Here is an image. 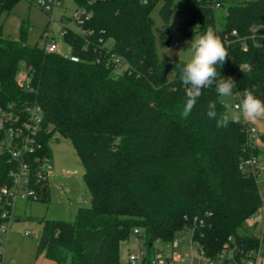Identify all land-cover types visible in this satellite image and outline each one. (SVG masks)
<instances>
[{"label": "trees", "instance_id": "1", "mask_svg": "<svg viewBox=\"0 0 264 264\" xmlns=\"http://www.w3.org/2000/svg\"><path fill=\"white\" fill-rule=\"evenodd\" d=\"M17 1L0 0V16ZM73 1L91 16L79 24L82 32L64 27L70 55L28 44L25 25L19 39L0 36V106L38 103L44 113L39 155L52 157L56 134L69 140L92 198L73 221L40 220L37 256L57 264H123L120 245L134 229L148 256L156 241L169 243L191 229L210 258L230 235L246 248H264V238L239 231L264 206L257 178L242 168L260 154L249 124L239 115L221 128L207 117L210 102L218 114L229 113L214 87L184 116L176 65L185 61L158 54L152 10L161 2L168 24L174 0ZM217 1L227 5L221 20ZM177 14L184 36L208 25L216 30L229 52L218 71L236 81L234 95L255 87L264 99V0H180ZM22 63L28 88L17 83ZM14 169L2 155L0 188L12 184ZM34 187L37 199H48L47 179Z\"/></svg>", "mask_w": 264, "mask_h": 264}, {"label": "rangeland", "instance_id": "2", "mask_svg": "<svg viewBox=\"0 0 264 264\" xmlns=\"http://www.w3.org/2000/svg\"><path fill=\"white\" fill-rule=\"evenodd\" d=\"M228 1V0H226ZM180 0L172 3V16L168 24H164L160 17L161 2H158L153 10L152 16L155 20L154 33L156 36L157 51L160 56L169 59L179 58L184 61L190 59L186 41L191 36H184L177 30L179 17L177 14ZM227 6V5H226ZM226 6L215 9L216 17L220 20L225 14ZM79 7L73 0H64L62 6L53 7L48 12L41 9L35 2L29 0H18L9 13L0 16V36L19 39L21 25L26 27V41L28 44L43 46L45 31H48L57 43L61 45V52L70 55V47L61 34L63 27H68L79 32L82 28L74 19V14ZM171 38L170 44L166 41ZM175 43H177L175 45ZM123 67H117L115 72L122 71ZM228 105V111L233 112L232 104L234 97H221ZM56 137V138H55ZM51 144L52 173L49 176L48 199L24 200L18 199L13 207V220L10 224V233L5 245L2 260L4 264H42L48 261L44 254L37 256L38 243L41 236V219L73 221L79 207L90 206L92 198L84 179V166L69 140L56 134ZM259 190L264 197V176L258 180ZM250 222L245 221L239 229L241 233H253L255 228H250ZM30 232L29 235L25 233ZM181 232L176 238H180ZM187 241L191 233H183ZM154 246L169 250L168 245L155 243ZM196 244L193 249L196 250ZM145 249L144 239H138L134 233L121 242L120 260L127 259L128 251L136 252ZM186 252L188 244L180 241L177 248ZM264 251V249H263ZM188 252V251H187ZM204 261L202 260V263Z\"/></svg>", "mask_w": 264, "mask_h": 264}, {"label": "built area", "instance_id": "3", "mask_svg": "<svg viewBox=\"0 0 264 264\" xmlns=\"http://www.w3.org/2000/svg\"><path fill=\"white\" fill-rule=\"evenodd\" d=\"M35 2L41 9L49 11L53 7L62 6L64 0H29ZM146 1V0H144ZM220 1L215 3L216 7H220ZM91 16L85 8L79 7L74 14L77 24H81L85 18ZM64 27L61 30L64 35ZM44 39L42 48L46 52L62 53L60 44L50 36L48 31L42 34ZM177 43H175L176 45ZM115 66H121V58L114 59ZM17 83L25 88L29 86V72L27 66L22 63L17 71ZM242 94H236V98L232 104L233 115L239 116L242 111L239 107ZM43 109L36 103L31 101L10 102L7 105L0 106V131L4 132L3 138L0 140V157L6 155L10 161L14 162L15 169L10 173L12 175V184L4 185L0 188V264H4L2 257L5 251V245L10 233V224L13 220V207L18 199L35 200L37 199V189L34 184L40 183L47 179L52 173V157L47 155H39L42 149L41 128L43 123ZM250 136L254 139L258 137L255 127L249 125ZM31 156L35 161H30ZM37 166H34L33 164ZM35 167V170H34ZM242 168L249 170L257 180L264 176V163L262 164L258 157H251L242 163ZM247 221L250 222V228H255L253 232L260 239L264 238V206L260 207ZM189 241L181 232L180 238L176 237L169 243L156 241L162 245H168L169 250L159 248L153 245V251L150 256L147 250L138 249L136 252L130 251L127 259L123 264H255L257 258L263 251V247L258 249L246 248L235 236L230 235L222 244L219 252L214 258L206 256L204 247L193 238V231ZM134 234L138 233V229H134ZM29 235L30 232L25 233ZM180 241L188 244V252L178 250ZM196 244V250L193 244ZM202 260L204 261L202 263Z\"/></svg>", "mask_w": 264, "mask_h": 264}, {"label": "clouds", "instance_id": "4", "mask_svg": "<svg viewBox=\"0 0 264 264\" xmlns=\"http://www.w3.org/2000/svg\"><path fill=\"white\" fill-rule=\"evenodd\" d=\"M186 43L190 59L176 65L184 85V116L192 112L205 89L214 87L219 96L231 97L236 87V81L232 77H224L220 70L218 71L217 66H223L229 58V52L213 26L208 25L203 33H194L192 39ZM224 107L228 108V105ZM239 107L243 115L252 121L264 115V99L256 95L255 87L243 91ZM206 115L215 120L221 128L239 120V116H230L228 112L218 114L216 105L211 102L208 104Z\"/></svg>", "mask_w": 264, "mask_h": 264}, {"label": "crops", "instance_id": "5", "mask_svg": "<svg viewBox=\"0 0 264 264\" xmlns=\"http://www.w3.org/2000/svg\"><path fill=\"white\" fill-rule=\"evenodd\" d=\"M226 1V0H224ZM228 1H239V0H228ZM61 49V45H60ZM242 94V93H241ZM234 100L236 98V95L233 94ZM231 115H233V112H229ZM243 115V113L241 114ZM243 119L251 126L255 127L257 132H258V137L255 139V143L260 149V154L258 155V158L260 162L263 164L264 163V141L261 139L260 135L264 133V115L257 117L255 121L250 120L246 116L243 115ZM130 250L128 251V253ZM48 259V258H47ZM49 262L43 261L42 264H57L55 261L48 259ZM126 260L122 261L125 262ZM255 264H264V251L261 252L259 257L257 258Z\"/></svg>", "mask_w": 264, "mask_h": 264}, {"label": "water", "instance_id": "6", "mask_svg": "<svg viewBox=\"0 0 264 264\" xmlns=\"http://www.w3.org/2000/svg\"><path fill=\"white\" fill-rule=\"evenodd\" d=\"M170 41H171V38H168L167 41H166V44L169 45Z\"/></svg>", "mask_w": 264, "mask_h": 264}]
</instances>
